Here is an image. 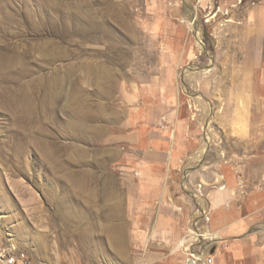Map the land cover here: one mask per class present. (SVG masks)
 <instances>
[{"label":"rangeland","instance_id":"obj_1","mask_svg":"<svg viewBox=\"0 0 264 264\" xmlns=\"http://www.w3.org/2000/svg\"><path fill=\"white\" fill-rule=\"evenodd\" d=\"M182 1L0 0V240L8 250L36 264H127L132 237L121 193L131 177L108 137L119 93L148 79L161 53L179 52L181 37L195 53L178 69L200 127L197 149L247 127L232 123L237 111L214 107L224 96L213 91L211 28H155L151 8Z\"/></svg>","mask_w":264,"mask_h":264},{"label":"crops","instance_id":"obj_2","mask_svg":"<svg viewBox=\"0 0 264 264\" xmlns=\"http://www.w3.org/2000/svg\"><path fill=\"white\" fill-rule=\"evenodd\" d=\"M207 1L155 4L150 12L157 29L184 30L193 17L211 28L213 91L224 96L214 107L237 111L232 123L247 127L197 149L200 127L179 85V62L195 57L187 37L179 52L158 56L148 79L119 93L108 139L131 177L121 193L132 237L127 264H206L208 257V264H264V0L233 9L234 19L221 27ZM217 1L221 8L236 2Z\"/></svg>","mask_w":264,"mask_h":264},{"label":"built area","instance_id":"obj_3","mask_svg":"<svg viewBox=\"0 0 264 264\" xmlns=\"http://www.w3.org/2000/svg\"><path fill=\"white\" fill-rule=\"evenodd\" d=\"M262 0H236L234 4H230L228 6H225L224 8H221L220 4L216 0L212 3H209L207 5V8L209 11L207 12L208 15H217L220 14L221 16L224 15V21H231L233 20L232 17L229 14V11L231 8H244L247 6H252L255 4L261 3ZM223 22H219L218 24H222ZM212 262V257H208L206 259V264ZM0 264H32L31 258L22 251H11L8 250L5 246L2 245L0 240Z\"/></svg>","mask_w":264,"mask_h":264},{"label":"bare ground","instance_id":"obj_4","mask_svg":"<svg viewBox=\"0 0 264 264\" xmlns=\"http://www.w3.org/2000/svg\"><path fill=\"white\" fill-rule=\"evenodd\" d=\"M196 21V20H195ZM193 24H194V22H193ZM194 26H195V24H194ZM195 34H196V36H197V39H198V44H199V47L201 48L202 47V43H201V41L199 40L200 38H199V34H200V29H199V27H196V29H195ZM207 70V69H206ZM205 138L207 139V134H205ZM203 149H204V147L201 149V153L203 152ZM77 226V225H76ZM199 233V232H198ZM88 235H85L84 237H87ZM43 245L45 246V249H47V246H50V243H49V241L47 240V239H45V241L43 242ZM86 246L87 247H89L90 246V243L89 242H87V244H86ZM97 254V253H96ZM31 263L32 264H36L35 262H33L32 260H31Z\"/></svg>","mask_w":264,"mask_h":264},{"label":"water","instance_id":"obj_5","mask_svg":"<svg viewBox=\"0 0 264 264\" xmlns=\"http://www.w3.org/2000/svg\"><path fill=\"white\" fill-rule=\"evenodd\" d=\"M184 1V4L187 6L188 5V2L186 0H183ZM191 21H195V18H191Z\"/></svg>","mask_w":264,"mask_h":264}]
</instances>
